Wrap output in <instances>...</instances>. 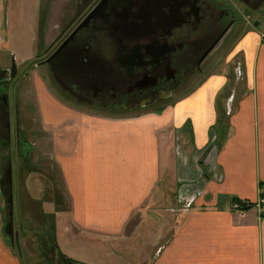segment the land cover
<instances>
[{
  "label": "crops",
  "instance_id": "1",
  "mask_svg": "<svg viewBox=\"0 0 264 264\" xmlns=\"http://www.w3.org/2000/svg\"><path fill=\"white\" fill-rule=\"evenodd\" d=\"M56 5L49 3L47 16L45 10L47 41L56 26ZM39 7L40 0H34L23 18L19 3L0 0V52L10 51L15 26L25 32L32 56L19 61L34 58ZM259 23L246 27L230 50L229 58L239 55L233 79L210 74L162 110L110 115L81 108L52 89L41 64L33 69L38 115L69 201L68 224L74 230L69 239L78 241L63 248L71 245L69 253L78 250L81 257L103 252L85 235L119 239L133 216L151 223L146 218L155 208L161 243L150 264H264V214L255 207H231L233 199L256 202L264 185V28ZM192 195L194 202L184 209L183 199ZM2 224L0 203V264H23L3 238Z\"/></svg>",
  "mask_w": 264,
  "mask_h": 264
},
{
  "label": "flooded vegetation",
  "instance_id": "2",
  "mask_svg": "<svg viewBox=\"0 0 264 264\" xmlns=\"http://www.w3.org/2000/svg\"><path fill=\"white\" fill-rule=\"evenodd\" d=\"M68 2L55 16L56 36L37 59L66 97L102 112L165 107L205 74L242 23L228 0ZM7 209V219L22 211L20 196L9 197ZM18 235L9 240L17 245ZM54 249L61 264L63 257L81 262L70 249Z\"/></svg>",
  "mask_w": 264,
  "mask_h": 264
},
{
  "label": "rangeland",
  "instance_id": "3",
  "mask_svg": "<svg viewBox=\"0 0 264 264\" xmlns=\"http://www.w3.org/2000/svg\"><path fill=\"white\" fill-rule=\"evenodd\" d=\"M68 1L71 0H55L57 4L56 18L61 15L64 5L72 4ZM12 2L20 4L19 12L20 14L23 13L24 18V14L27 15L30 11V3H33L34 0H12ZM51 2L52 0H40L36 53L31 62L21 63L19 61V56L28 57L31 49L25 32L19 33L15 26H13L15 33L10 38V51L0 52V65L4 66V76L2 75V77L6 80L5 84L0 85V203L3 216L1 232L14 253L18 254L19 248L24 264H61V259L57 262L58 257L55 256L56 250L54 248H63V243L78 244V241L69 239L72 238L71 233L74 232L73 228L69 226L67 218L69 201L58 167L50 155L47 133L42 128L38 115L37 97L30 80L31 72L38 64H41L42 71L56 93L59 92L66 98L65 100L75 106L97 111L92 107L79 104L71 97H66L60 91L57 81L46 69L45 64L40 63L37 59L38 54L45 50L47 42L49 43L58 32L57 28H53L48 41L43 37L45 10L47 16L48 6ZM228 4L237 16H241L242 23L234 26L236 33L223 43L209 63L205 74L193 81L188 86L189 88L180 92L176 98L195 88L210 74H226L233 79L239 64V55L229 58L234 42L245 31L246 27L251 28L257 20L260 22V27L264 28V20L262 21L260 18L264 9V1L255 9L249 8L244 0H228ZM30 57L32 56L30 55L28 58ZM12 59L16 65L13 78L10 77ZM0 69L3 68L0 67ZM169 103L173 104L174 101ZM163 108L164 106L159 110ZM146 111L149 110L103 111L102 113L133 115ZM19 196L22 211L17 212L13 218V233H19L17 247L15 242L9 240L4 228L8 222V199L13 197L14 201H17ZM159 213V209H151V215L146 218L152 221L151 223L137 222V216H133L127 226L126 236L123 235L119 239H93L92 236L85 235L89 243L94 242L98 246L104 247L103 252L99 250L92 254L93 257L91 258H85L87 253L83 252L84 258L81 259L80 253L76 250V254L75 252L69 254L79 256L81 262H71L69 258L63 257L62 264H150L161 243V223L159 220L155 222ZM71 247L69 245L67 249ZM83 250H86L85 246Z\"/></svg>",
  "mask_w": 264,
  "mask_h": 264
},
{
  "label": "water",
  "instance_id": "4",
  "mask_svg": "<svg viewBox=\"0 0 264 264\" xmlns=\"http://www.w3.org/2000/svg\"><path fill=\"white\" fill-rule=\"evenodd\" d=\"M262 1L264 0H244V2L246 3V5L251 8V9H255ZM16 72V65H15V61L14 59H12L11 62V66H10V76L11 78L14 77ZM5 232L7 233V235L9 236L10 240H14V233H13V219L11 217V215L9 216L8 222L6 223V226L4 228ZM17 238V236H16ZM18 247V244H17ZM19 251V248H18ZM19 256L21 257V252H18Z\"/></svg>",
  "mask_w": 264,
  "mask_h": 264
},
{
  "label": "built area",
  "instance_id": "5",
  "mask_svg": "<svg viewBox=\"0 0 264 264\" xmlns=\"http://www.w3.org/2000/svg\"><path fill=\"white\" fill-rule=\"evenodd\" d=\"M239 74V71H238ZM197 194H199V192H197ZM196 195H192L190 197L184 198L183 199V208L187 209L188 207L191 206V204L194 202ZM231 207L235 210H241V208L238 206V203L233 202ZM255 208L258 209V211L261 214H264V185L263 186H259L258 189V199L256 201V204L253 206Z\"/></svg>",
  "mask_w": 264,
  "mask_h": 264
},
{
  "label": "trees",
  "instance_id": "6",
  "mask_svg": "<svg viewBox=\"0 0 264 264\" xmlns=\"http://www.w3.org/2000/svg\"><path fill=\"white\" fill-rule=\"evenodd\" d=\"M2 75L4 76V70L0 69V85H3L6 83V80L2 77ZM259 186H263V185H259ZM233 201L238 203V206L244 210H247L256 204V202H248V201H243V200H239V199H233ZM150 215H151V213H150Z\"/></svg>",
  "mask_w": 264,
  "mask_h": 264
}]
</instances>
